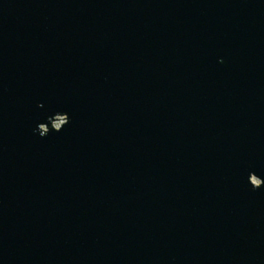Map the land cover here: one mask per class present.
Instances as JSON below:
<instances>
[{
    "label": "water",
    "instance_id": "95a60500",
    "mask_svg": "<svg viewBox=\"0 0 264 264\" xmlns=\"http://www.w3.org/2000/svg\"><path fill=\"white\" fill-rule=\"evenodd\" d=\"M0 264H264V0H0Z\"/></svg>",
    "mask_w": 264,
    "mask_h": 264
}]
</instances>
